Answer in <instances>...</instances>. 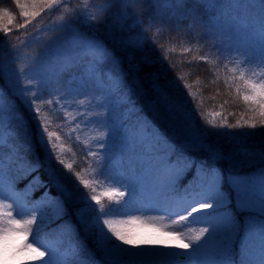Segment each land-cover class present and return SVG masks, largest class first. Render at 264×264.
<instances>
[{"label":"snow or ice","instance_id":"1","mask_svg":"<svg viewBox=\"0 0 264 264\" xmlns=\"http://www.w3.org/2000/svg\"><path fill=\"white\" fill-rule=\"evenodd\" d=\"M14 0L16 9L19 10V16L23 23H15L16 15L8 7H0V32L4 33L5 37L9 38V44L12 50L17 47H23L27 44L30 35H37L41 31V26H36V32L27 34L20 41V45L11 43L9 34L16 30L27 29L31 23L36 20L41 14H50L53 11H61L62 15L57 17V21H64L60 27H66L68 23L84 16L86 19L96 22H102L108 15L109 11L117 4L120 5L117 22L121 28L128 20H133V27H140L141 31L134 44L131 46L142 47L150 39L153 44L156 43V38L163 34L165 29L172 31V25H166L162 21H157L153 17H149L147 23L144 20V9L141 7L140 12H137V6H143L149 0H102L101 4H96L95 0ZM153 4L163 2L165 4L183 3V0H151ZM261 10H264V0H257ZM102 15H97V13ZM192 26H189V30ZM150 38L147 33L152 31ZM179 31V28H176ZM261 31L264 33V19L261 23ZM19 39V38H17ZM2 43V42H0ZM209 47L217 48V55H221L218 46L215 44ZM163 50V45L160 46ZM77 52H83L85 56L91 55L93 59L97 56L103 58L107 55V49L101 47L93 41L80 40L76 49ZM191 49L183 48V52L187 53ZM168 51H175L169 49ZM231 57V50H227ZM164 59H167L165 54ZM195 59L211 63L207 56H200ZM170 63V62H169ZM192 63V61H187ZM228 63H234L235 67L229 71L233 76L229 78L234 84L238 98L242 99L248 107L251 115L244 119L236 120L235 123H228L227 119H221L217 123L216 118L221 115L219 112H212L211 118L205 113L202 107V102L196 101V95L191 91V86L185 83L183 87L187 89V95L191 97V103L195 105L189 108L187 103L180 97L179 81H183L185 77L178 74L175 81L170 82L175 85V92L169 88L161 86L157 82H153V90L155 99L153 107L164 119L166 126L170 128L179 138L187 145L208 152L210 157L217 159L223 158V152L219 151L215 145L208 143V137L215 133L217 135H230L250 137L255 134V130H264V45H261L259 52L252 54L241 53L240 55L228 59ZM255 65V68H249L248 65ZM37 62H33L31 66L19 67L18 76L15 80V92L21 103L27 108L30 119L36 122L35 139L41 150L44 152L45 162L48 165L49 174L55 179L57 187L66 199H77L81 205L77 209V220L83 226L86 236L92 240L95 252L100 254V259H97L95 252L91 255L83 254L82 250L77 249L78 259L72 264H140L128 259L129 256L139 255L142 252L139 250L141 244H147L148 241H136L133 239V234L130 230L133 225H143L154 223L155 220H163L168 218L169 224H158L157 227L162 230H175L181 240L187 239L188 243H183L179 247L188 250L199 247L209 236L216 232V220L222 219L229 222L230 225L235 224L238 217L233 216L213 217L212 220L205 221L211 225L210 228H200L194 235L185 237L182 228L188 227L192 223H197L201 215H209L206 209H211L212 213H219L221 210H227L229 204L225 203L230 193L224 192V177L215 168H207L203 164L197 165V173L209 177L207 191L205 193L189 194L185 188L181 195H174L166 199L162 207L156 208H140L136 207L137 201L134 199L135 190L128 183L127 194L120 191L117 187H109L107 190L97 193V186L103 184H117L111 176L105 174L102 166L93 168V164L100 165V161L95 160L96 153L86 144L85 149L87 154L92 158V163L89 167L93 168L91 173L92 179L85 178L84 170H76V161L73 159L69 162L65 157L68 149L65 148L62 140V129L68 123L76 124V128L70 130L67 134L68 139H71V132L76 131L83 124L87 126L90 123H96L94 117L85 118L84 113L79 112L80 108L92 106L91 100L77 101L70 98L68 92H61L55 89L48 93L46 97L42 91L44 81L37 71ZM175 67V65H171ZM138 69V65H135ZM227 67V64L225 65ZM258 69V70H257ZM239 70V75L235 73ZM99 107L100 105H95ZM69 108L77 109V115L72 116L67 111ZM8 112L12 118L19 122L18 126L22 127L26 132L30 131L29 120L25 119L24 115L18 112L14 107V102L6 99L4 90L0 88V177L4 171L3 149L6 145L15 151L18 159L27 161L26 156L20 155V149L4 134V114ZM63 113L65 124H57L56 130L50 131L52 125V117H59ZM79 120V123H77ZM137 124L144 130L151 129L150 146L157 150L156 166L163 167L167 173L168 184L175 192L176 187L172 184L173 177L178 178L183 172L190 170L194 161L187 157H177V167H169V161L173 154L176 153L175 145H173L167 137L150 121L144 118L138 119ZM224 129H249L252 131L225 132ZM79 142V137H77ZM92 143L102 144L106 146V142L99 137L94 138ZM163 146L160 148V146ZM24 151H34V146L29 141L24 148ZM73 157L75 153L72 154ZM243 155L249 156L250 153L245 150ZM259 160L264 163V142L261 143L259 151L256 153ZM183 162V167H180V162ZM151 162V161H150ZM27 167L30 171H35L41 167V161L37 157L35 162L27 161ZM261 196L259 200V212L261 217H264V170L261 171ZM74 177V179H73ZM97 182L98 185H97ZM229 189L235 190L241 187L240 179L229 180ZM2 184V179H0ZM81 189L86 190L78 197L77 193ZM45 198L55 199L56 204L61 214L64 213L63 199L50 198L48 193H45ZM11 197H5L0 193V264L7 259V252L15 240L19 237V243L14 245V253L23 254L22 259L16 260V264H69L67 257L61 260L53 249L44 243L40 237V226L43 223V217L36 214L35 210L27 207L21 208L20 205L13 200L12 203H7ZM108 203L105 204L104 200ZM211 200V203L202 202ZM196 206L193 207L192 205ZM190 209V210H189ZM238 211H252L251 202L245 197H241L237 205ZM144 211H162L165 215L161 217H143L141 215H133L134 212ZM175 217V219H172ZM238 227V225H237ZM230 229L224 233L223 239L218 248V259L212 264H237L233 257L234 244L232 242ZM208 235H205V234ZM259 243L264 245V219L259 225ZM203 238V239H202ZM199 242V243H198ZM128 245L129 247H125ZM43 249V250H41ZM133 249H137L133 252ZM173 264V261L168 262ZM239 264H249L247 260L241 259ZM264 264V262H262Z\"/></svg>","mask_w":264,"mask_h":264},{"label":"trees","instance_id":"2","mask_svg":"<svg viewBox=\"0 0 264 264\" xmlns=\"http://www.w3.org/2000/svg\"><path fill=\"white\" fill-rule=\"evenodd\" d=\"M95 3L101 4L102 0H95ZM73 6H75V0ZM0 7L10 8L16 15L15 23H23L14 0H0ZM141 7L144 9L145 24L151 16L157 21L173 26L171 32L165 29L164 33L156 38L155 44L150 39L142 47L131 46L137 40L141 28L126 25L127 23L121 28L117 19L109 16L120 8L119 4L109 11L102 22L87 19L91 23V25L87 24V27L82 26V17L71 22L76 25L77 30L94 37L107 49V55L94 65L102 79H105L104 77L108 73L118 78L115 91L120 98L118 111L121 126L125 130L132 129L137 125L138 119L144 118L159 128L175 145L176 153L172 155L171 160L177 161V157L182 155L194 161L193 167L186 171L178 181L176 190L184 191L185 188L193 187L198 179L197 170H194L197 163L219 170L224 177V187L227 193H230L228 197L229 216L234 214V219L238 217L235 224H232L235 229L233 257L237 264L241 259L247 260L249 264H262L264 262V245L259 243L258 233L259 225L264 219L259 212L260 173L264 170V163L259 160L256 153L259 151L261 143L264 142V130L257 129L255 134L250 137L213 133L208 137V143L215 145L224 155L220 159L210 157L208 152L187 145L166 126L163 117L153 107L155 99L153 82L175 92V85H171L170 82L175 81L178 74L183 75L185 79L178 82L180 97L189 108H193L195 105L191 103V97L187 95L188 90L183 87L185 83L191 86V91L196 95V101L202 102L203 110L209 119L212 112L221 113L216 118L217 123L224 118L228 123H235L242 116L247 119L251 113L243 100L238 98L235 84L229 80L233 76L229 69L235 65L228 63V59L241 53L250 55L259 52L261 45H264V33L261 31L264 10H261L257 0H183V3L172 4L163 2L153 4L149 0L143 6L138 5L136 11L140 12ZM59 12L61 11H54L45 16L48 20L62 13ZM97 15H102V13L98 12ZM37 21V19L34 20L27 29L16 30L13 28L9 34L10 38H14L11 43H16L17 36L21 39L24 35L32 32L36 28ZM189 26H192L190 30ZM176 28H179V31H176ZM154 30L147 33L150 38ZM3 34L0 32V42H2L0 43V57L1 51L10 46L8 37L1 38ZM132 38L135 40L131 41ZM213 44L218 46L221 55H217L216 47H209ZM161 45H163V50L160 48ZM173 48L175 51H168ZM183 48L191 50L184 53ZM229 49L231 57L227 51ZM165 54H167V59H164ZM200 56H207L211 63L195 59ZM187 61H192V63H187ZM169 62L175 67H171ZM226 64L227 67H225ZM135 65H138V69L133 67ZM79 66L80 64L73 62L65 65L62 78L79 72L81 67ZM247 67L255 68V65ZM82 69H84L83 66ZM235 75H239V70ZM0 88L4 90L6 99L14 102L15 109L29 120L30 127V131L26 132L18 126V121L9 118L5 123V136L10 139L11 144H15L20 149V155L26 156L27 161L35 162L37 157L41 161V167L30 171L27 161L18 159L10 145H6L3 149L4 171L2 175L15 188L22 189L28 183L32 185V199L40 197L42 193H48V196L53 198L63 199L64 213L54 218L51 215H48V218H43L40 237L44 241L53 242L58 249L72 248L70 255L72 261L79 258L77 249L82 250L85 255H91L92 253L88 250L95 252L94 245L77 220V209L81 205L75 197L71 200L64 198L55 179L49 174L44 152L36 143V122L30 119L28 110L20 99L13 95L15 91L7 86L1 72ZM62 115L52 117V125L61 119ZM223 131L252 130L224 129ZM29 141L33 144L34 151L26 153L24 148ZM66 145V149L69 150L67 155L73 157L72 154L75 153V156L70 160L75 159L76 170L83 169L84 172H88L90 167L85 161L87 155L82 147L77 143ZM132 145L136 146L130 145L131 147H129V144H125L120 147L112 159L102 163V167L106 175L115 168L119 169L123 175H134L135 181L131 183L135 190L134 199L145 200L156 189L160 179L164 178V174H161V177L157 176L160 169L156 166V156H153V153H157L156 149H150L152 150L150 153L149 149L146 150L139 143ZM245 150L250 153L249 156L243 155ZM81 161L86 164L80 165ZM95 167H97L96 164H93V168ZM243 177L249 178V181H243ZM141 178L143 181L140 180ZM237 178L243 182L241 187L230 190L229 180ZM204 179L207 177L205 176ZM84 191L86 190L81 189V192L76 196L78 197ZM125 193L127 194V192ZM241 197H245L251 202L252 211L237 210ZM95 256L100 259L98 252H95Z\"/></svg>","mask_w":264,"mask_h":264},{"label":"rangeland","instance_id":"3","mask_svg":"<svg viewBox=\"0 0 264 264\" xmlns=\"http://www.w3.org/2000/svg\"><path fill=\"white\" fill-rule=\"evenodd\" d=\"M118 13L119 8L112 12L109 16L113 19H117ZM60 15H62V13L57 14L55 17L47 20V17L44 14H41V16L37 19L38 21L35 23V26H41V31L37 35H30L27 44L23 47H17L16 50H12L10 46H7L6 49L1 51L0 72L5 83L11 90L15 91V80L18 76V68L23 66H31L35 61L38 64L37 71H39L40 77L44 81V84L42 85V91L46 97L50 91L59 89L61 92H68L70 94V98L74 100H91L92 106L80 108L78 111L84 113L85 118L94 117L96 123H90L87 124V126L81 124L79 129L71 132V139H68L67 134L70 132V130L76 128V124L68 123L62 129V140L64 142L65 148L67 147L66 144H79L87 155V160L85 161L88 167L89 163H92L93 161L92 158L87 154V150L85 149L86 144L93 152L96 153L95 160L100 161V165L96 166H102L103 162L112 159L114 154L118 153L119 148L125 144H129V147H131L136 146L132 145L133 143H139L146 150L149 149V152L152 153V150L150 149L153 147L150 146L149 140L151 133L150 128L148 130H144L137 124L135 127H132V129L125 130L120 124L118 111L120 98L115 91V84L117 83L118 78L113 77L108 73L104 77L105 79H102L96 72L94 65L102 58L97 56L95 59H93L91 55L85 56L83 52H77L75 50L76 45L80 40L93 41L103 47L102 43H100L94 37L88 34H83L82 31L77 30L76 25L72 22L68 23L66 27H60L59 25L64 24V21H57V17ZM81 17L83 27H87L89 24L91 25V23H89V21H87L84 16ZM133 24V20H128L126 25L130 26ZM35 32L36 28L28 34H33ZM23 37L20 39L19 36H17L15 44L20 45V41L23 39ZM10 39L14 40V38ZM134 40L135 39L133 38L131 39V41ZM72 62L80 64V71L71 73L62 78V72H65V65ZM82 66L84 69H82ZM97 104L100 106L96 107L95 105ZM67 111L70 113L68 119L77 115V109L75 108H69ZM9 118H12L11 114L5 112L4 129L5 123ZM77 123H79V120H77ZM57 124H65V117L63 115L61 119L57 120V122L53 124V126L50 128V131L56 130ZM77 137H79V142H77ZM97 137H99L102 141H105L106 146L91 142ZM162 147L163 146L161 145L160 148ZM153 156H156L157 159V153H153ZM65 158L69 161L73 157L66 155ZM71 161L72 160H70V162ZM176 162L177 161L175 160H170L169 167H177ZM86 163L81 161L80 165ZM197 165L201 164L197 163L196 166ZM179 166H184L182 161L180 162ZM196 166L194 167L195 171ZM158 168L160 169L161 173H164V179L158 184V189L152 193L153 198L148 199L147 202L138 200L136 207L144 209L162 207L163 203L161 201V195L164 192H169L166 199H169L174 195L183 194L173 193V188L168 184L167 173L164 171L163 167ZM84 173L85 178L92 179V168H90L88 172ZM184 173L185 172H183L178 178L173 177L172 184L176 185L177 181L182 176H184ZM108 176L118 180L119 183L113 185H99L97 186L96 194H99L100 191L107 190L109 187H117L120 191L126 192V185L135 181L134 175H123L121 171L116 168L111 170ZM204 177L205 176L198 173L196 187L191 190L189 194L205 193L207 191V185L210 178L207 177L206 183L203 184L202 180ZM0 179H2V184H0V193H2V195L5 197H11L10 200L6 201L7 203H12V201L15 200L21 208L27 207L29 209L35 210L36 214L42 216L43 218H48V215H51L52 218H54L61 214L55 199L45 198L44 193H42L40 197L32 199L31 193L33 187L29 183L26 184L24 188L20 189L15 188L4 177H0ZM243 181L248 182L249 178L243 177ZM98 183L99 182H97V185ZM224 192L227 193L225 187ZM48 197L53 198L51 196ZM202 202L211 203L212 201L205 200ZM104 203H108L107 199L104 200ZM225 203L228 204V199H226ZM192 206L195 207L196 205L193 204ZM205 212L209 213V215H201L199 217L200 222L192 223L188 227L181 229L185 237L194 235L199 231L200 228H210L211 225L205 221L212 220L214 216H229V209L221 210L219 213H212L211 209H206ZM132 214L141 215L145 218L161 217L165 215L162 211H144L134 212ZM172 219H175V217H172ZM169 223L170 220L165 218L163 220L157 219L154 223L131 226L130 230L133 234L134 240L138 242L148 241L149 243L141 244L140 247L142 249L139 251L142 253L139 255L129 256L128 259L134 262H140V264H168L170 261H173V264H212L213 261L218 259L217 252L224 233L230 229H233L229 222L218 219L216 220L217 228L215 233L202 242L198 248L194 246L193 249L189 248L188 250H185L179 247V245L188 243L187 239L181 240L175 230H162L156 226L158 224ZM205 235L208 234L206 233ZM231 236L233 242L234 230L231 231ZM19 239V237L15 238V240L10 245L7 252L8 258L3 261V264H16V260L23 258V254L21 253H16L13 255L14 245L19 243ZM42 241L49 245L61 260L67 257L69 264H72L73 261L70 259L72 248H66L63 251H59L53 242H47L44 240ZM125 247L129 246L125 245ZM136 251L137 249H133V252ZM190 257L191 259L193 258V260H190ZM34 264H38V262H34Z\"/></svg>","mask_w":264,"mask_h":264},{"label":"water","instance_id":"4","mask_svg":"<svg viewBox=\"0 0 264 264\" xmlns=\"http://www.w3.org/2000/svg\"><path fill=\"white\" fill-rule=\"evenodd\" d=\"M3 36H4V35H3ZM3 36H2V37H3Z\"/></svg>","mask_w":264,"mask_h":264}]
</instances>
